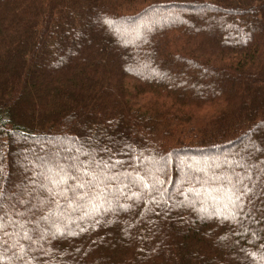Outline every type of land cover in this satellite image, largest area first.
<instances>
[{"label":"trees","instance_id":"16d2710c","mask_svg":"<svg viewBox=\"0 0 264 264\" xmlns=\"http://www.w3.org/2000/svg\"><path fill=\"white\" fill-rule=\"evenodd\" d=\"M0 225V264H264V0H0Z\"/></svg>","mask_w":264,"mask_h":264},{"label":"snow or ice","instance_id":"6c2138e0","mask_svg":"<svg viewBox=\"0 0 264 264\" xmlns=\"http://www.w3.org/2000/svg\"><path fill=\"white\" fill-rule=\"evenodd\" d=\"M107 23L111 24V21H107ZM117 163H120V161H117ZM53 183H56L55 180L52 181ZM241 207H243V204L241 203ZM0 227H2V225H0ZM28 239H30V237H26Z\"/></svg>","mask_w":264,"mask_h":264},{"label":"rangeland","instance_id":"374dc122","mask_svg":"<svg viewBox=\"0 0 264 264\" xmlns=\"http://www.w3.org/2000/svg\"><path fill=\"white\" fill-rule=\"evenodd\" d=\"M233 151H234V150H233ZM233 151H232V152H233ZM229 154H231V151H229V153L227 152V153L224 154L223 156L226 157V156H228Z\"/></svg>","mask_w":264,"mask_h":264}]
</instances>
